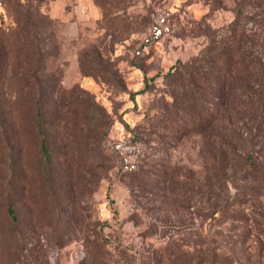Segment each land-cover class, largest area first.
Returning a JSON list of instances; mask_svg holds the SVG:
<instances>
[{
	"label": "rangeland",
	"instance_id": "rangeland-1",
	"mask_svg": "<svg viewBox=\"0 0 264 264\" xmlns=\"http://www.w3.org/2000/svg\"><path fill=\"white\" fill-rule=\"evenodd\" d=\"M21 1L50 25L31 59L18 55V0H0L11 62L0 77V264H187L206 246L231 264H264L261 228L240 223L235 207L224 221L212 213L202 131L184 123L195 108L175 105L189 85L167 75L179 60H202L239 0ZM160 7L172 11L173 30L137 55ZM34 61L41 70L28 81ZM115 140L129 141L136 168Z\"/></svg>",
	"mask_w": 264,
	"mask_h": 264
},
{
	"label": "trees",
	"instance_id": "trees-1",
	"mask_svg": "<svg viewBox=\"0 0 264 264\" xmlns=\"http://www.w3.org/2000/svg\"><path fill=\"white\" fill-rule=\"evenodd\" d=\"M15 6L19 7L10 28L23 41L17 54L31 59L38 46L37 36L50 25L49 17L37 14L31 1L18 0ZM248 20L256 28L250 32ZM1 43L0 77L9 74L11 63ZM197 59L199 56L179 60L167 75L174 76L170 82L189 85L183 93L175 94V105L200 109L193 110L184 123L202 131V155L207 165L202 193L217 197L208 203L214 206L213 214L222 211L221 221L228 217V206L235 207L234 216L240 223L261 228L263 233L264 203L255 202V198L264 195V0H239L227 30L202 49L201 61ZM38 66L31 62L25 74L21 73L29 81L33 72L41 70ZM11 71L14 74L15 68ZM164 107L169 112L168 105ZM39 117L40 121L44 119L41 109ZM258 143L260 148L256 147ZM41 146L50 158L45 138ZM232 184H236V195L231 193ZM9 211L13 213L14 209L9 206ZM221 253L206 246L187 264H231L230 256Z\"/></svg>",
	"mask_w": 264,
	"mask_h": 264
},
{
	"label": "built area",
	"instance_id": "built-area-1",
	"mask_svg": "<svg viewBox=\"0 0 264 264\" xmlns=\"http://www.w3.org/2000/svg\"><path fill=\"white\" fill-rule=\"evenodd\" d=\"M172 11L168 7H160L155 15L153 23L149 30L145 33L142 40L136 47L135 53L143 55L148 50L152 43L164 38L173 30L170 22ZM130 143L126 140H115L113 148L119 153L122 163L130 169L137 167L136 157L132 155L133 149H129ZM134 154V153H133Z\"/></svg>",
	"mask_w": 264,
	"mask_h": 264
}]
</instances>
